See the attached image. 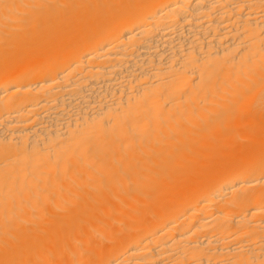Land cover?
I'll use <instances>...</instances> for the list:
<instances>
[{
    "label": "bare ground",
    "instance_id": "bare-ground-1",
    "mask_svg": "<svg viewBox=\"0 0 264 264\" xmlns=\"http://www.w3.org/2000/svg\"><path fill=\"white\" fill-rule=\"evenodd\" d=\"M0 264H264V0H0Z\"/></svg>",
    "mask_w": 264,
    "mask_h": 264
}]
</instances>
